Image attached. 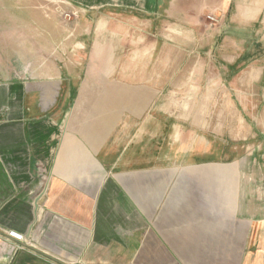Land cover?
Here are the masks:
<instances>
[{"label": "crops", "instance_id": "crops-1", "mask_svg": "<svg viewBox=\"0 0 264 264\" xmlns=\"http://www.w3.org/2000/svg\"><path fill=\"white\" fill-rule=\"evenodd\" d=\"M77 1L111 3L132 19L177 15L185 24L221 2ZM135 44L136 56H144V43ZM156 47L149 46L148 65L161 67ZM45 56L36 64L0 63V264H264L263 218L241 201L235 161L209 158L210 146H191L174 164L156 150L148 155L143 137L116 150L109 145L121 127L113 114H143L140 126L162 115L161 105L151 106L162 95L160 73L121 75L122 96L145 99L137 112L121 110L97 101L113 98L112 90L95 89L112 59L93 56L82 67L77 59L76 74L59 62L60 45ZM223 56L227 65L238 58ZM151 81L153 88L126 85ZM9 229L23 234L20 248Z\"/></svg>", "mask_w": 264, "mask_h": 264}, {"label": "rangeland", "instance_id": "rangeland-1", "mask_svg": "<svg viewBox=\"0 0 264 264\" xmlns=\"http://www.w3.org/2000/svg\"><path fill=\"white\" fill-rule=\"evenodd\" d=\"M109 6L77 0H0V63L46 61L53 43L60 45L59 62L76 74L77 59L81 67L93 56L98 62L112 59L108 77L99 76L95 89L112 90L113 98L97 101L136 112L145 99L122 96L127 88L117 80L129 72L147 79L160 73L162 95L151 106L157 110L161 105L162 115L153 116L156 122L146 116L148 121L140 126L143 114H113L121 127L112 132L109 145L116 150L143 137L148 155L156 150V155L174 164L191 146L194 150L210 146L209 158L236 162L241 201L246 208L257 209L264 226V0H221L200 10L201 19L192 24L177 15L132 19ZM209 14L218 19L212 22ZM153 42L156 54L162 49L161 67L148 65ZM77 43L83 46L80 54ZM134 43H144V56H136ZM223 53L238 58L227 65ZM126 85L129 91L147 89L153 82Z\"/></svg>", "mask_w": 264, "mask_h": 264}, {"label": "built area", "instance_id": "built-area-1", "mask_svg": "<svg viewBox=\"0 0 264 264\" xmlns=\"http://www.w3.org/2000/svg\"><path fill=\"white\" fill-rule=\"evenodd\" d=\"M207 17L213 22V21H216L218 19V16L216 15H212V14H209L207 15ZM7 236L9 238H11L13 241H14V244H15V248L18 249L21 247V244L25 242V238L23 236V234L15 231V230H7L5 231Z\"/></svg>", "mask_w": 264, "mask_h": 264}]
</instances>
